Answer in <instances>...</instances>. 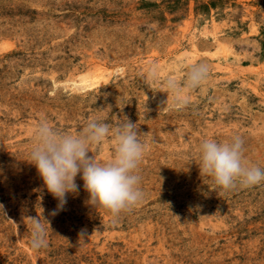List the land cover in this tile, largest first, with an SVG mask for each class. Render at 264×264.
<instances>
[{
    "label": "rangeland",
    "instance_id": "1",
    "mask_svg": "<svg viewBox=\"0 0 264 264\" xmlns=\"http://www.w3.org/2000/svg\"><path fill=\"white\" fill-rule=\"evenodd\" d=\"M195 64L208 77L187 89ZM41 117L68 133L92 117L137 123L142 202L114 222L78 175L50 215L57 200L27 162ZM236 136L264 169V0H0V264H264V182L222 190L198 167L204 139ZM90 151L106 161L114 145ZM22 215L50 221L47 247L29 246Z\"/></svg>",
    "mask_w": 264,
    "mask_h": 264
},
{
    "label": "clouds",
    "instance_id": "2",
    "mask_svg": "<svg viewBox=\"0 0 264 264\" xmlns=\"http://www.w3.org/2000/svg\"><path fill=\"white\" fill-rule=\"evenodd\" d=\"M208 72L205 64L192 65L187 71L184 87L198 88L207 79ZM155 77L156 69L152 68L148 78ZM165 86L174 93V107L182 109L187 106L188 97L182 96V89L174 79H168ZM108 109L111 106L101 111ZM141 135L147 134L141 133L137 123L127 117L115 127L104 118L92 117L75 133L61 132L45 117H41L31 138L27 162L36 168L43 182L42 190L46 189L57 200V210L50 215L63 210L69 195H78V175L88 193L87 204L108 211L114 222L122 212L130 211L141 203L144 193L140 187L138 169L148 150ZM107 140L114 145V152L110 159L101 161L90 151V146H99ZM198 151L200 174L209 176L214 188H250L264 182V169L244 162L243 139L239 136L233 137L230 142L204 139ZM0 212L7 217L3 204H0ZM175 217L179 220L178 216ZM24 220L30 222L29 246L35 251L47 247L50 221L46 219L45 227L37 215H22L21 222ZM12 222L18 229V224ZM84 236L81 233V237Z\"/></svg>",
    "mask_w": 264,
    "mask_h": 264
},
{
    "label": "bare ground",
    "instance_id": "3",
    "mask_svg": "<svg viewBox=\"0 0 264 264\" xmlns=\"http://www.w3.org/2000/svg\"><path fill=\"white\" fill-rule=\"evenodd\" d=\"M96 75V74H95ZM94 77V76H93ZM86 78V77H85ZM96 79V78H95ZM89 80H91V79H89ZM89 80H87V81H89ZM86 81V80H85ZM95 84V81H93V82H91V84L89 85V86H93ZM89 86H87V88L89 87Z\"/></svg>",
    "mask_w": 264,
    "mask_h": 264
}]
</instances>
